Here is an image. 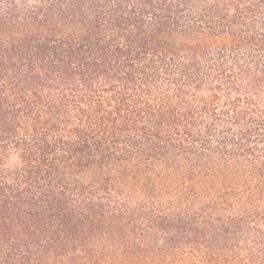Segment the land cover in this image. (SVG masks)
I'll return each instance as SVG.
<instances>
[{
	"label": "trees",
	"instance_id": "trees-1",
	"mask_svg": "<svg viewBox=\"0 0 264 264\" xmlns=\"http://www.w3.org/2000/svg\"><path fill=\"white\" fill-rule=\"evenodd\" d=\"M0 264H264V0H0Z\"/></svg>",
	"mask_w": 264,
	"mask_h": 264
}]
</instances>
